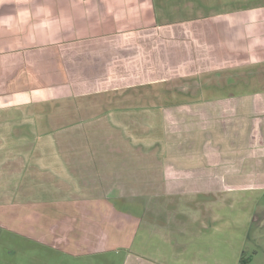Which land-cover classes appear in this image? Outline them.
Segmentation results:
<instances>
[{"label": "crops", "instance_id": "crops-1", "mask_svg": "<svg viewBox=\"0 0 264 264\" xmlns=\"http://www.w3.org/2000/svg\"><path fill=\"white\" fill-rule=\"evenodd\" d=\"M192 6L0 0V199L22 184L81 193L102 215L129 205L148 233L210 232L207 207L264 174V4L188 19ZM208 19L212 35L186 50L199 33L174 29Z\"/></svg>", "mask_w": 264, "mask_h": 264}, {"label": "rangeland", "instance_id": "rangeland-1", "mask_svg": "<svg viewBox=\"0 0 264 264\" xmlns=\"http://www.w3.org/2000/svg\"><path fill=\"white\" fill-rule=\"evenodd\" d=\"M190 1L195 6L186 12L188 19L264 4V0H184ZM211 24L208 19L174 30L192 38L199 33L200 38L193 40L195 44L189 41L185 45L187 50L207 42L201 36L203 29L212 35ZM172 51L171 45L169 52ZM192 51L187 53L190 55L188 67L194 59ZM201 52L198 51L195 58L199 66L205 64ZM215 52L208 65L217 66L220 56L218 50ZM175 53L179 58L177 49ZM136 112L137 117L145 116L141 109ZM148 121L159 123L158 119ZM261 175V179L251 183L252 187L216 198L207 207L213 211V221L208 222L210 232L205 231L196 238H191L190 234L180 235V229L167 227H162L166 235L158 231L148 233L141 229V218L128 216L129 205L122 210H109L105 216L101 209L98 211L99 206L93 209L94 205L90 206L81 193L72 197L67 192L44 191L43 188L31 192L22 184L19 199L16 193L10 194L8 199H0L6 203L0 204V264H123L130 251L164 264H178L175 259L193 264H264V174ZM203 199L197 197L198 202ZM179 204V211L183 212L186 202ZM155 218L164 219L162 214H156ZM158 224L164 226L160 221Z\"/></svg>", "mask_w": 264, "mask_h": 264}, {"label": "trees", "instance_id": "trees-1", "mask_svg": "<svg viewBox=\"0 0 264 264\" xmlns=\"http://www.w3.org/2000/svg\"><path fill=\"white\" fill-rule=\"evenodd\" d=\"M242 262V261H241Z\"/></svg>", "mask_w": 264, "mask_h": 264}]
</instances>
